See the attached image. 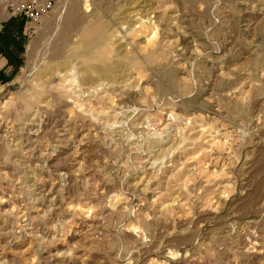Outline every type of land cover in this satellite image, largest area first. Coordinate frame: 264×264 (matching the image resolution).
<instances>
[{"label":"rangeland","instance_id":"1","mask_svg":"<svg viewBox=\"0 0 264 264\" xmlns=\"http://www.w3.org/2000/svg\"><path fill=\"white\" fill-rule=\"evenodd\" d=\"M30 2L0 0V264H264V0Z\"/></svg>","mask_w":264,"mask_h":264},{"label":"bare ground","instance_id":"2","mask_svg":"<svg viewBox=\"0 0 264 264\" xmlns=\"http://www.w3.org/2000/svg\"><path fill=\"white\" fill-rule=\"evenodd\" d=\"M90 22V21H89ZM100 23V22H99ZM96 24H98V23H96ZM100 25V24H99ZM99 25H97V26H99ZM103 27V26H102ZM102 27H100L98 30H95L96 32L94 33V35H91L90 36V32H87V31H85V29H84V31H82V33H83V38H82V41L80 42V43H78L77 45H74L73 47H72V49H74V50H76V53H77V51H79V52H81V51H87V50H89L90 48H92V46L93 45H96V46H98V45H100V43L101 42H103L104 41V33H103V31H102ZM89 29V28H88ZM87 29V30H88ZM103 29H105L104 27H103ZM90 30V29H89ZM93 33V32H92ZM104 44V43H103ZM106 44V43H105ZM102 46V45H101ZM101 46H99V47H101ZM98 48V47H97ZM97 48L95 49V48H92L93 49V52H95L94 51V49L95 50H97ZM71 49V48H70ZM79 49V50H78ZM91 51V53H92V50H90ZM90 51H88V52H90ZM71 52H75V51H71ZM88 52H86V53H88ZM100 52H101V50H100ZM81 53H83V52H81ZM78 54V53H77ZM100 54V53H99ZM72 55V54H71ZM82 55V54H81ZM86 55V54H85ZM84 55V56H85ZM89 55V54H88ZM87 55V58L89 57ZM92 56H93V54H92ZM98 56V55H97ZM96 56V57H97ZM100 57V56H99ZM85 58V57H84ZM83 58V59H84ZM105 58V57H104ZM66 59V58H65ZM95 59V58H94ZM93 59V60H94ZM85 60V59H84ZM95 60H97V59H95ZM116 60V59H115ZM63 61V60H62ZM61 61V62H62ZM86 61V60H85ZM88 61H90V60H88ZM92 61V60H91ZM101 61V60H100ZM93 62V61H92ZM96 62V61H95ZM97 62H99V61H97ZM100 63H102V62H100ZM83 64H90V63H81V65L79 66V67H77L78 68V70H77V72H75V74H74V77L77 75V74H79V73H81L82 74V76H83V78H87L88 79V77L90 76V73L91 72H93L92 70H95L93 67H96V66H93L92 67V65H84L83 66ZM119 64V63H118ZM101 66H103V64H101ZM111 67V66H110ZM113 67H115V66H113ZM74 69V68H73ZM113 69V68H112ZM76 70V69H75ZM115 71H116V69H115ZM96 72V71H95ZM77 73V74H76ZM97 73H101L102 75L104 74V75H111L112 74V71L109 69V66H104V67H101L100 69L99 68H97ZM64 75V74H63ZM67 76V75H66ZM78 76V75H77ZM101 76V75H100ZM105 77V76H104ZM107 77V76H106ZM51 78H53L54 79V77H52L51 76ZM90 78H93V76L92 77H90ZM96 79H98V78H96ZM75 80H76V78H75ZM75 80H72V81H75ZM93 80V79H92ZM92 80H90V81H92ZM55 81V80H54ZM83 81V80H82ZM96 81H98V80H96ZM100 81V80H99ZM98 81V83L96 84L97 86H99V85H101V84H104V83H102V82H99ZM50 82V81H49ZM52 83V82H51ZM108 83V82H107ZM58 85V84H57ZM69 85V84H68ZM82 85V84H81ZM94 87H96L95 85H93ZM58 89V88H57ZM50 90V89H49ZM45 91V90H44ZM46 91H47V89H46ZM65 91H67V90H65ZM65 91H63V92H65ZM61 92V91H60ZM84 92V91H83ZM92 92V91H91ZM59 93V92H58ZM57 93V94H58ZM62 93V92H61ZM67 93H69L68 91H67ZM123 93V92H122ZM51 94H52V92H51ZM50 94V95H51ZM60 94V93H59ZM58 94V95H59ZM62 95H64V93L62 94ZM92 95V94H91ZM52 97H54L53 95H51ZM48 97V96H47ZM73 97V96H72ZM36 98V97H35ZM60 98V97H59ZM77 98V97H76ZM27 99V98H26ZM25 99V100H26ZM65 99V98H64ZM29 100V99H28ZM37 100H38V97H37ZM40 100V99H39ZM45 100H46V98H45ZM44 100V101H45ZM33 102V101H32ZM66 102V101H65ZM28 103V102H27ZM37 105V104H36ZM26 119V118H25ZM39 127V126H38ZM1 128H0V136H1ZM36 132V131H35ZM34 132V133H35ZM5 136V135H4ZM5 138V137H4ZM154 139H155V137H154ZM156 141V140H155ZM157 142V141H156ZM156 142H155V144H156ZM154 144V145H155ZM160 144H162V143H159V145ZM156 146H157V144H156ZM162 146H163V144H162ZM155 147V146H154ZM161 147V146H160ZM160 147H158V148H160ZM152 151V150H151ZM154 151H155V149H154ZM158 151V150H157ZM163 151V150H162ZM153 152V151H152ZM68 171V170H67Z\"/></svg>","mask_w":264,"mask_h":264},{"label":"built area","instance_id":"3","mask_svg":"<svg viewBox=\"0 0 264 264\" xmlns=\"http://www.w3.org/2000/svg\"><path fill=\"white\" fill-rule=\"evenodd\" d=\"M31 2L28 4L18 3L13 5L12 9L23 13L25 17L32 22L38 21L39 18L44 14L47 9L51 7L50 0H30ZM42 1V4L39 5V8L36 7V2Z\"/></svg>","mask_w":264,"mask_h":264},{"label":"crops","instance_id":"4","mask_svg":"<svg viewBox=\"0 0 264 264\" xmlns=\"http://www.w3.org/2000/svg\"><path fill=\"white\" fill-rule=\"evenodd\" d=\"M4 62H5V58H4V57H1V58H0V70H2V71H4V70L2 69V66H3V63H4ZM7 62H8V60H7ZM8 64H10V63L8 62ZM11 68H12V66H9V67L7 68V69H8L7 71L12 70ZM3 73H4V72H1L0 75L3 74ZM5 74H6V73H5ZM0 77H1V76H0Z\"/></svg>","mask_w":264,"mask_h":264}]
</instances>
